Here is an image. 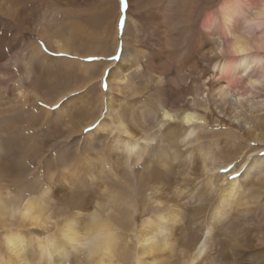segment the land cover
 Masks as SVG:
<instances>
[{"label":"bare ground","instance_id":"bare-ground-1","mask_svg":"<svg viewBox=\"0 0 264 264\" xmlns=\"http://www.w3.org/2000/svg\"><path fill=\"white\" fill-rule=\"evenodd\" d=\"M4 1L0 0V9L5 7ZM7 1L11 2L8 6L16 8L17 15H27L23 21L29 25L45 21L38 24L37 32L42 27L45 35L39 39L55 52L78 55L70 39L47 31L51 21L47 23V15H41L42 11L48 13L56 8L54 13L59 16L51 18H59L73 35L79 23L78 13L64 10L69 5L63 4L64 0ZM214 2L129 0L135 12L146 9L150 14L157 13L158 30L167 52L171 37H181L188 45L185 64L179 62L181 53L177 57L175 54L182 77L179 76L181 82L176 85L175 95L169 98L170 106L166 101L158 102L160 113L147 120L142 111L135 112L133 108L127 116L122 114L121 106L113 104L114 90L138 94L134 85L141 89V84L134 80L145 74L142 50L131 53L125 47L120 61L109 64L113 68L99 75L101 82L106 77L108 83L102 96L110 117L99 116L86 125L98 123L84 135L89 146L78 158L61 160L59 176L54 178L48 173L46 185L36 178L38 174L30 175L33 177L29 176L25 184L19 180L9 184L2 179L5 187L0 188V264H264V157L260 154L264 150V0H225L218 12H207ZM202 15L205 39L191 47ZM133 26V42L140 45L142 24L139 21ZM115 43L117 54L119 45L116 40ZM152 62L147 61V65ZM164 76H154L161 92ZM192 76L194 82L185 89ZM202 83L214 103L249 110L244 129L251 141L234 154L231 151L243 148L242 140L249 139L227 132L231 140L224 153L229 158L227 163L212 155L215 151L210 143L202 146V137L197 134L200 118L196 108L203 106L198 100ZM16 91L25 96L24 88L17 87ZM63 98L65 95L59 96L53 104ZM187 102L193 109L183 111L182 104ZM75 107L73 99L61 112L72 115ZM148 121L152 124L149 132L138 127ZM105 141L107 149L98 151V144ZM253 143L261 148L251 149ZM216 145L219 152L225 149ZM245 149H249L247 153ZM3 151L0 144V158ZM235 162L240 163L239 168L228 171V176L222 175L221 167ZM122 169L124 177L119 175ZM175 170L183 184L192 187L179 185L172 191V199L166 190L169 188L160 183ZM237 172L239 175L230 179ZM90 180L95 188L98 183L101 187L98 197L87 203L84 196L79 197L87 190L84 188L90 187ZM143 181L153 184L142 199ZM60 194L76 196L68 200L71 202L65 206L67 209L57 204L62 200ZM70 207H77L73 215L67 212ZM61 211L67 214L62 216Z\"/></svg>","mask_w":264,"mask_h":264},{"label":"rangeland","instance_id":"rangeland-1","mask_svg":"<svg viewBox=\"0 0 264 264\" xmlns=\"http://www.w3.org/2000/svg\"><path fill=\"white\" fill-rule=\"evenodd\" d=\"M224 1L215 0L211 6L206 8L207 12L211 13L215 10L218 12ZM62 3L69 4L63 7L64 10L78 13L79 23L73 29V35L63 27V22L59 18H57V21H54L56 18H51L52 16H59L54 13L56 8H52L48 13L42 11L44 13H41V15H47L45 16L48 17L47 23L51 21L50 26L46 25L47 31L64 40L70 39L69 43L77 50V56L57 53L49 45L45 49L41 43L43 40L39 39L42 37L41 35L45 37L42 27L37 32L38 24L40 22L44 24L45 21L40 20L36 24L29 25L27 21H23V18L27 19L25 13L22 12L17 15L15 13L16 8L8 6L11 2L5 0L2 3L5 7L0 9V72L6 73L7 76L0 74V90L3 92V96L0 97V144L4 149V154L0 158V172L2 168L5 169L4 172L0 173V188L5 187L3 180L8 181L9 184L16 180L25 184L28 182L29 176L36 177L35 174H38L36 178L43 185H46L49 178L48 173L54 178L59 176L61 160H76L79 153L89 146L86 144L87 136L84 135L89 133L98 123L90 126L91 128H86V125L94 123L99 116L103 119L109 116L102 96V93H106L108 90V83L106 77L101 82L99 75L103 72L107 73L113 68V66L109 68V64L120 61L125 47L130 49L131 53L138 52L141 49L142 55L145 56L144 66L146 67H144L145 74L136 77L134 80V82L141 84V89L134 85V89L138 91V94L131 96L127 89H124L122 93L116 90L112 92L113 104L121 106L123 115L129 116L133 108L135 112L142 111L147 120L149 117L159 114L158 102L166 101L170 106L169 98L175 95L176 85L181 82L179 76H182L178 71L179 66L175 54L177 57V54L181 53L182 56L179 62L185 64L189 54L188 45L183 42L181 37L176 40L171 37V46L168 47V52L166 51L167 49L164 48L165 45L163 46V41H161V33L158 30L160 24L156 21L157 13L150 14L146 9L135 12L129 0H64ZM112 5L114 7L110 9ZM105 8L108 9L107 14H105ZM203 17L204 15L198 18L195 40L191 43V47L196 44L195 42L201 43L205 39L201 29ZM139 21L142 24L141 46L133 42L135 37L133 23H139ZM115 31H118V33L115 34ZM115 40L119 45L117 54L114 53ZM183 45L184 47H182ZM89 60H93L95 63H88ZM147 61H153L152 65H147ZM2 64L5 68L1 66ZM158 73L162 76L165 75L166 78L161 87L164 88L162 92L154 81V76ZM194 80V76L189 77L187 84L185 83V89ZM170 81H172V84L169 86ZM17 87L24 88L25 96L16 91ZM38 95L39 99L37 100ZM61 95L68 98L56 108L60 102L58 104H53V102ZM73 99L76 101L75 112L73 109V111L71 110L72 115L68 114L69 116H67L66 111L61 112V109H64L65 105ZM198 100L203 105L196 108L197 110L195 109L200 118L196 125L199 126L197 134L202 137L201 145L207 147V144L210 143L212 152L215 151L212 155L219 158V161L227 163L229 158L224 153L228 151L229 147L226 146H229L231 141L226 137L229 132L249 139L248 141L242 140L245 146L231 151L234 154L243 151L246 145H249L247 143L251 141V135H246L248 132L244 129L246 118L249 116L248 107L240 110L234 109L230 104L223 106L220 103H214L211 95L208 96L203 83L201 96ZM187 104H182L183 111L187 108L193 109L188 102ZM53 109L55 110L53 111ZM47 112L50 113L47 114ZM150 124L151 122L148 121L147 123L138 124V127L149 132ZM260 126L259 124L258 127ZM80 137H82V140ZM212 139L218 141L215 142ZM102 143L98 144V151L107 149L106 141ZM215 143L219 146H225V149L222 150L224 155H221L222 152H219ZM250 148L260 149L261 145L253 143ZM248 150L245 149L244 152L247 153ZM261 153H264V150ZM239 165V162L223 165L221 167L222 175L228 176L235 167L239 168ZM229 169L230 172H228ZM176 174L179 173H172L168 179L160 183L164 184V188L165 186L169 188L165 189L172 199H175L172 191L174 192L179 185L183 184L182 179ZM119 175L124 177L123 169L119 172ZM143 183L142 199L145 197L146 189L153 184L145 181ZM111 184V182L108 183L112 186ZM92 185L94 183L90 180V187L84 188L87 190L82 192L79 197H82L81 199L85 197L87 203H92V200L98 197L96 194L101 187V183L95 185L96 188ZM183 186L192 187L185 184ZM60 195L59 198H62V200L57 204L63 209H67L65 206L71 202H68V200H75L76 198L75 195L73 197V194ZM76 211L77 207H70L67 210L71 215ZM61 212L62 216H64V213L67 214L66 211ZM142 220H139V225Z\"/></svg>","mask_w":264,"mask_h":264},{"label":"snow or ice","instance_id":"snow-or-ice-1","mask_svg":"<svg viewBox=\"0 0 264 264\" xmlns=\"http://www.w3.org/2000/svg\"><path fill=\"white\" fill-rule=\"evenodd\" d=\"M41 43L43 44V47L45 48V49H47V44L46 43H44L43 41H41ZM88 63H95V61H93V60H89V61H87ZM106 90V89H105ZM65 99H67V97H65V98H63L62 100H61V102L56 106V108H58L59 106H60V104L65 100ZM43 106V105H42ZM55 109H53V111H54ZM261 155L262 156H264V153H261ZM234 167V166H233ZM229 171H230V169H229ZM239 175V172H237L234 176H232V177H230V179H235L236 178V176H238Z\"/></svg>","mask_w":264,"mask_h":264}]
</instances>
